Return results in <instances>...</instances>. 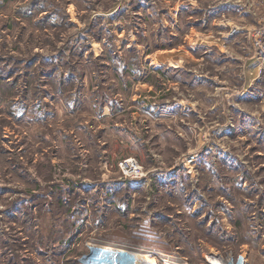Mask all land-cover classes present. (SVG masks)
<instances>
[{"label": "rangeland", "instance_id": "rangeland-1", "mask_svg": "<svg viewBox=\"0 0 264 264\" xmlns=\"http://www.w3.org/2000/svg\"><path fill=\"white\" fill-rule=\"evenodd\" d=\"M94 244L264 264V0H0V264Z\"/></svg>", "mask_w": 264, "mask_h": 264}, {"label": "bare ground", "instance_id": "bare-ground-1", "mask_svg": "<svg viewBox=\"0 0 264 264\" xmlns=\"http://www.w3.org/2000/svg\"><path fill=\"white\" fill-rule=\"evenodd\" d=\"M133 173H135V171ZM110 247L111 248L95 247V249H93L91 259H89L87 263L96 264L100 260L104 261L105 259L110 257H114L115 261L118 262L123 260L122 264H154L155 263V257H152L146 251L145 253L144 252L132 253L117 249L114 247V245Z\"/></svg>", "mask_w": 264, "mask_h": 264}, {"label": "built area", "instance_id": "built-area-1", "mask_svg": "<svg viewBox=\"0 0 264 264\" xmlns=\"http://www.w3.org/2000/svg\"><path fill=\"white\" fill-rule=\"evenodd\" d=\"M129 163H128V167L130 168L129 169V171H132V172H134L135 171V173H137L136 171H137V169L138 168H136V165L134 164V161L132 160V161H128ZM132 169V170H131ZM135 173H133V174H135ZM94 249H95V247H97V248H99V247H102V248H111L110 246H104V245H96V244H94L93 246H92ZM91 247V251H92V248ZM115 248H117V247H115ZM117 249H120V250H124V251H127L126 249H122V248H117ZM129 252V251H128ZM132 253H134V252H132ZM87 255H89V254H86V255H84V257L82 258V259H84ZM150 255L152 256V257H155V256H153L151 253H150ZM159 260H155V263L154 264H158L159 262H158ZM81 262H82V260H81ZM101 264H107V263H101ZM161 264H164V263H161ZM166 264H168V263H166ZM172 264H176V263H172Z\"/></svg>", "mask_w": 264, "mask_h": 264}]
</instances>
